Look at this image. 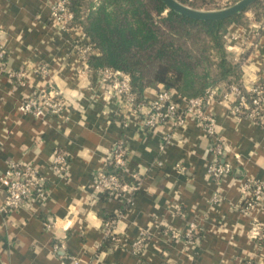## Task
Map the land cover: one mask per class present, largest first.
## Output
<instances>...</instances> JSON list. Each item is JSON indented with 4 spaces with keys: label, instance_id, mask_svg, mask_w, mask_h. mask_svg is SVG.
<instances>
[{
    "label": "crops",
    "instance_id": "1",
    "mask_svg": "<svg viewBox=\"0 0 264 264\" xmlns=\"http://www.w3.org/2000/svg\"><path fill=\"white\" fill-rule=\"evenodd\" d=\"M54 1L0 0L5 65L26 72L25 86L0 72V203L8 182L4 175L13 164L33 167L48 186L44 204L0 212V264H264V206L250 215L239 211L246 197L243 182L264 181V123L234 115L231 101L210 103L207 112L225 139V161L233 167L216 184L208 174L211 140L195 116L187 114L179 127L167 122L144 128L149 106L165 88H146L134 107L110 93L95 69L84 71L79 49L90 47L88 55L94 56L101 51L92 47L81 24L64 32L52 20ZM194 1L199 10L208 2L218 5ZM260 20L255 11H246L244 23L231 25L226 34L240 37L223 39L247 87L264 75V32L254 36ZM45 88L61 94L64 110L41 118L23 114V102ZM172 93L184 108V99ZM121 139L128 151L126 176L143 179L127 207L118 200H95L96 173ZM57 151L68 159L64 177L51 168ZM216 193L220 201L214 203ZM117 215L115 234L121 244L112 246L103 227ZM255 221L261 224L256 238ZM192 223L200 233L196 244L170 236L172 230L185 233ZM141 236L146 246L135 256L126 245Z\"/></svg>",
    "mask_w": 264,
    "mask_h": 264
},
{
    "label": "built area",
    "instance_id": "2",
    "mask_svg": "<svg viewBox=\"0 0 264 264\" xmlns=\"http://www.w3.org/2000/svg\"><path fill=\"white\" fill-rule=\"evenodd\" d=\"M218 6L227 7L231 5V0H215ZM70 0H55L51 6V18L58 23L61 29L70 31L74 26V14L69 8ZM224 9V8H223ZM264 32V16L259 25L255 27V35L261 37ZM240 35L225 36L228 41L237 40ZM253 47L257 45L252 44ZM230 49V47H229ZM79 51L83 57L84 71H90L86 64L87 56L90 53V47L80 48ZM7 51L0 47V72L5 73L15 83L25 86V71H10L5 65ZM83 71V72H84ZM41 73L46 74V70L41 68ZM101 82L105 85L110 93L119 95L126 99L134 107L135 96L132 91L131 77L120 70L111 68L96 70ZM224 85V88L222 87ZM236 83H220L210 87L201 97L184 100L185 107L180 108L178 100L175 99L172 92L163 89L157 95L155 101L149 106L147 117L144 120V128H153L167 122L173 126L179 127L185 123L187 114L192 113L199 121L205 135L211 140V152L213 159L208 166V174L216 184H220L225 178L233 172L232 165L225 161L227 151L224 137L219 133L216 120L212 114L207 112L208 106L214 100L231 101V111L238 117H245L255 122L264 123V75L258 78L248 87ZM65 108V102L59 92L50 88L42 89L27 98L21 107L25 115H31L36 118L45 117L46 115H58ZM143 109L139 106L138 110ZM123 126H127L124 123ZM167 142V139H165ZM128 151L125 139L116 142L108 155L106 167L96 173L95 178V200L113 201L118 200L126 207L130 205L140 190L142 185V176L132 174L130 178L126 176L128 168ZM68 159L62 153L57 151L52 161V171L58 177H64L68 167ZM8 182L6 195L0 203V212L11 214L22 209H31L33 204L40 202L44 204L47 201L48 186L44 177L33 167L29 165L13 164L4 175ZM241 190L246 195L239 211L244 215H250L264 206V181L257 179H247L243 182ZM220 201L219 193H216L212 202ZM181 214V210H177ZM118 215L105 222L103 232L107 238H110L115 244H121L115 234V224ZM258 222L253 223V232L255 238L259 237L260 226ZM51 224H47V229ZM199 229L196 224L192 223L185 233L172 230L170 236L173 239H185L189 244H196L199 240ZM264 239V234L261 235ZM146 246V237L141 236L129 245L128 250L135 256H140ZM78 264V261H73Z\"/></svg>",
    "mask_w": 264,
    "mask_h": 264
},
{
    "label": "trees",
    "instance_id": "3",
    "mask_svg": "<svg viewBox=\"0 0 264 264\" xmlns=\"http://www.w3.org/2000/svg\"><path fill=\"white\" fill-rule=\"evenodd\" d=\"M86 1L69 3L72 25L81 24L92 47L101 51L100 56L88 55L86 64L95 70L111 68L128 74L135 102L155 85L186 101L220 83L243 87L240 64L233 62L223 39L231 25L244 23L246 11L253 10L262 19V1L221 21L191 19L162 0H100L90 6ZM177 1L200 9L194 0ZM208 3V7L215 4ZM107 242L117 245L110 238Z\"/></svg>",
    "mask_w": 264,
    "mask_h": 264
},
{
    "label": "water",
    "instance_id": "4",
    "mask_svg": "<svg viewBox=\"0 0 264 264\" xmlns=\"http://www.w3.org/2000/svg\"><path fill=\"white\" fill-rule=\"evenodd\" d=\"M162 1L165 3V5L168 8L191 19L201 20V21H221V20L229 19L246 11L249 7H251L253 4H255L260 0H240L239 2L228 8L215 10V11L195 10L193 8H190L188 6L179 3L177 0H162Z\"/></svg>",
    "mask_w": 264,
    "mask_h": 264
},
{
    "label": "rangeland",
    "instance_id": "5",
    "mask_svg": "<svg viewBox=\"0 0 264 264\" xmlns=\"http://www.w3.org/2000/svg\"><path fill=\"white\" fill-rule=\"evenodd\" d=\"M100 0H87L86 1V6H90L92 3H99ZM240 0H231V5L228 4L227 7H223V8H228L234 4H236L237 2H239ZM262 1V6H264V0H260ZM259 2V1H258ZM257 3V2H256ZM254 5V4H253ZM222 7H218V5L214 4V6H210L208 8H206L205 10H200V11H215V10H221L223 9ZM226 36V35H225ZM224 36V38H225ZM225 40V39H224Z\"/></svg>",
    "mask_w": 264,
    "mask_h": 264
}]
</instances>
